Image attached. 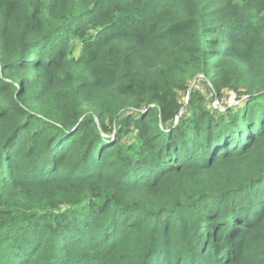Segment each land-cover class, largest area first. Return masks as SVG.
<instances>
[{"label": "trees", "instance_id": "trees-1", "mask_svg": "<svg viewBox=\"0 0 264 264\" xmlns=\"http://www.w3.org/2000/svg\"><path fill=\"white\" fill-rule=\"evenodd\" d=\"M262 99L264 0H0V264H264Z\"/></svg>", "mask_w": 264, "mask_h": 264}, {"label": "rangeland", "instance_id": "rangeland-1", "mask_svg": "<svg viewBox=\"0 0 264 264\" xmlns=\"http://www.w3.org/2000/svg\"><path fill=\"white\" fill-rule=\"evenodd\" d=\"M79 47H80L79 41H74L72 43V49H74V51L76 50V54H78V51L80 49ZM191 86L199 87L202 90V92L207 97V103L209 104L210 107H213L214 108L213 110L223 111L224 110V107L226 105L227 106H232V107H234L235 105H237V100H236L235 95L233 93L232 94L231 93L230 94H226L222 98H217V97L214 98V96H212V94H211V91L209 90L208 85L205 83L204 80L199 79V80L195 81L194 83L192 82ZM259 102L260 103H263L264 102V99H262ZM252 105H251V107H252ZM243 106H241V107H243ZM235 137L238 138V135L235 136ZM76 253H77V256L78 257H74L73 259H71V261H69L66 264H90V263L93 262V260L91 258H87V257H85V255H82L83 252H81V253L76 252ZM79 255H81V256H79Z\"/></svg>", "mask_w": 264, "mask_h": 264}]
</instances>
